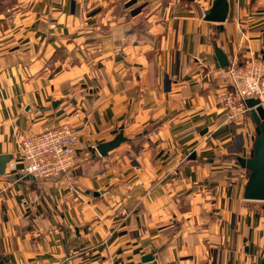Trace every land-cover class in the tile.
I'll return each instance as SVG.
<instances>
[{
	"label": "crops",
	"instance_id": "crops-1",
	"mask_svg": "<svg viewBox=\"0 0 264 264\" xmlns=\"http://www.w3.org/2000/svg\"><path fill=\"white\" fill-rule=\"evenodd\" d=\"M213 2L0 0V264H264L239 160L256 123L219 99L231 63L264 62V0H228L223 22ZM61 123L79 129L72 171L13 170L23 137Z\"/></svg>",
	"mask_w": 264,
	"mask_h": 264
},
{
	"label": "built area",
	"instance_id": "built-area-1",
	"mask_svg": "<svg viewBox=\"0 0 264 264\" xmlns=\"http://www.w3.org/2000/svg\"><path fill=\"white\" fill-rule=\"evenodd\" d=\"M205 17L206 12L202 11ZM228 77L234 86L219 93L226 121L239 120L251 111L248 98H257L264 106V62L251 59L239 64L231 63ZM82 149L79 129L69 123L45 126L41 131L25 136L20 141V160L12 164L21 176L31 174L38 178H52L69 172L77 164V150ZM22 161L19 166L18 162Z\"/></svg>",
	"mask_w": 264,
	"mask_h": 264
},
{
	"label": "water",
	"instance_id": "water-1",
	"mask_svg": "<svg viewBox=\"0 0 264 264\" xmlns=\"http://www.w3.org/2000/svg\"><path fill=\"white\" fill-rule=\"evenodd\" d=\"M228 11V0H214L211 8L206 11L205 19L223 22L227 19ZM215 54L218 67L228 65V57L220 47L216 46ZM247 105L251 108L256 123V137L251 155L239 158L241 165L249 169L243 195L245 199L264 201V106L259 99L252 97L247 99ZM125 139L123 134L119 133L113 139L100 143L97 149L101 155H106ZM11 157L10 154L0 155V174L4 173L6 164ZM144 259H151V255H146Z\"/></svg>",
	"mask_w": 264,
	"mask_h": 264
},
{
	"label": "rangeland",
	"instance_id": "rangeland-1",
	"mask_svg": "<svg viewBox=\"0 0 264 264\" xmlns=\"http://www.w3.org/2000/svg\"><path fill=\"white\" fill-rule=\"evenodd\" d=\"M234 87V86H233ZM58 125V124H57ZM51 126H53V125H51ZM18 159L20 160V144H19V152H18ZM18 161V160H17ZM16 161V162H17ZM22 164V161H20V162H18V165L20 166ZM77 164H78V157H77ZM76 164V165H77ZM75 165V166H76ZM13 168V167H12ZM75 168V167H74ZM13 170H14V168H13ZM72 171V170H71ZM67 172H63L61 175H63V174H66ZM27 176L28 175H30V176H32L31 174H26ZM60 175V176H61ZM24 176V175H23ZM33 177H34V175H33ZM56 177H59V176H55V177H52V178H38V177H35V178H38V179H54V178H56Z\"/></svg>",
	"mask_w": 264,
	"mask_h": 264
}]
</instances>
